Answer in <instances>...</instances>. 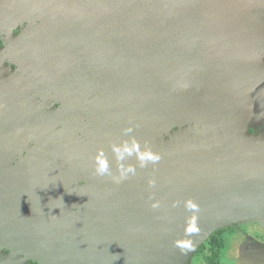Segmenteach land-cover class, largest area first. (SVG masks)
I'll return each mask as SVG.
<instances>
[{"label": "water", "instance_id": "1", "mask_svg": "<svg viewBox=\"0 0 264 264\" xmlns=\"http://www.w3.org/2000/svg\"><path fill=\"white\" fill-rule=\"evenodd\" d=\"M24 22L0 45V149H19L0 164L43 182L27 185L33 217L18 213L26 199L0 201L1 245L40 264H192L214 232L264 228V131H250L264 118V0H0V28ZM7 58L26 89L13 97ZM44 82L56 112L25 102ZM90 82L81 135L74 100ZM6 179L0 197L14 198Z\"/></svg>", "mask_w": 264, "mask_h": 264}, {"label": "flooded vegetation", "instance_id": "2", "mask_svg": "<svg viewBox=\"0 0 264 264\" xmlns=\"http://www.w3.org/2000/svg\"><path fill=\"white\" fill-rule=\"evenodd\" d=\"M9 9L16 7V5H8ZM21 8V7H20ZM18 16V15H17ZM32 21L34 22V19H32ZM36 27H40L42 20H37L36 21ZM30 22H24L23 24H18L14 27V29L10 32L8 31V29L6 28H0V45L4 46L5 42L8 39H11L13 41H16L15 38L19 37L21 35H23L29 26ZM24 52L22 53V55L25 57L26 55H23ZM5 65L8 66V68L4 71L3 76H5L7 78L9 87H8V94H10V97H13L15 95L16 92L20 91V92H25V85L24 83H22V81H19L20 78H15L19 75H22V72L19 68L18 62L14 59V58H7V60L5 61ZM15 76V77H14ZM264 83V82H263ZM40 87L42 88L41 91H37L35 88H33L30 92V98L28 100H26L25 102H33L34 105L36 104H51L53 106L54 112L58 111L59 109H61L62 107V103L61 101H59V99L57 98V94L56 91L53 90L52 86H50L48 83H40L39 84ZM93 85L97 86V83L95 84H86V89L84 92V97L80 100H74L75 102V106L79 105V110H76L77 112H80L82 107L86 106L85 111H82L79 115V118L83 120H85V122H88L87 125H83V123H79L80 124V129L79 133L82 135L84 132H86L88 130L87 127L90 126L89 121L91 120V112H88V108L87 106H90L93 104V91H94V87ZM264 86V84H263ZM108 85L107 83L101 84V101H103V98L106 94ZM264 99V98H263ZM262 99V101H263ZM98 100H95V102H97ZM13 102V101H12ZM23 102V99L14 101V103L21 105ZM36 103V104H35ZM258 104H256L257 106ZM264 102L261 103V109L262 112L264 114V110H263V106ZM48 110V111H47ZM46 111L49 113L50 109H46ZM90 111V110H89ZM73 117V116H72ZM53 118V130H56V126L55 124L58 122V120L60 119V115L59 114H55L52 115ZM82 122V121H81ZM75 124V121L73 122ZM261 125V128H259V130L257 129V126ZM62 126H58L57 130H59ZM91 128H93L92 126H90ZM78 130H74L75 134L77 135ZM250 131L254 132H260V131H264V118L262 119V122L257 124L255 123L254 125H252V127L250 128ZM88 140H86L84 143H87ZM19 149H0V153H4V154H9L12 153V151H16ZM74 151V150H73ZM26 153V152H24ZM21 155V154H20ZM15 166V164H0V171L1 170H5V171H10V173L15 174L16 176V181L19 182V184L21 186H19V189L17 190V194L15 196H13L14 198H12L11 196H1L0 197V201L2 202H10L11 199H14L15 201H22L23 199L28 200L26 202V204L24 206H26L27 211L29 210V212H24L23 211L25 209H21L20 211H18L19 215H25L26 217H33L35 215V205L32 203L33 199H36L34 197L35 193L37 191H39V188L37 190L34 189L33 186H35V183H40L43 182L42 180H35L31 179L32 175H30V173H25L27 171H25V169L23 168L21 173H19V171H13V167ZM86 169L83 170L82 168V164H80L79 168L80 170L74 169L73 171V184L76 182V180L79 178V176L82 177H86L88 170L90 165L89 164H84L83 165ZM25 167H27L25 165ZM74 168V165H73ZM58 172H55L53 170L48 171V174L51 176H55ZM43 174H45L47 177L48 175L45 173V171L43 172ZM21 177V178H19ZM39 178H41V176H39ZM7 181H11L9 179L3 180V182L0 184V190L5 189L7 191H9L10 189V183H7ZM57 181V180H55ZM8 186H6V185ZM27 185H33V186H27ZM80 185H85V182H80ZM26 187V188H25ZM10 199V200H9ZM39 199V198H38ZM32 206L33 209L31 208ZM18 208V206H17ZM2 209H6L5 206L2 207ZM23 210V211H22ZM250 225V227H248ZM225 232L223 233L225 239H226V246L227 245V236L225 235ZM228 233H231L232 236H236V240H235V251L238 252V256H234L235 258V263L236 264H247L248 262V258L250 259L251 263L250 264H264V257H263V253L264 250L262 247H258L256 246V244H253L252 241L255 242H259L261 244L264 245V228L262 226H260L258 223H248L245 225H236L234 227L229 228ZM228 235V234H227ZM229 247V246H228ZM226 248V247H225ZM231 248V247H230ZM252 248V249H251ZM14 248L8 247L6 245H1L0 244V264H40V262L38 260H35L37 258L34 257L35 254L28 252V251H24L21 250L22 252L19 253H15L13 252ZM17 250V249H16ZM262 252V253H261ZM254 253H259L257 255L261 256L262 258H259L256 254ZM253 255H255L256 257H254ZM245 256V259H244Z\"/></svg>", "mask_w": 264, "mask_h": 264}, {"label": "trees", "instance_id": "3", "mask_svg": "<svg viewBox=\"0 0 264 264\" xmlns=\"http://www.w3.org/2000/svg\"><path fill=\"white\" fill-rule=\"evenodd\" d=\"M224 232L225 229L214 232L210 238L198 248L195 257H203L205 264H223L221 258L226 247V239L223 235Z\"/></svg>", "mask_w": 264, "mask_h": 264}, {"label": "rangeland", "instance_id": "4", "mask_svg": "<svg viewBox=\"0 0 264 264\" xmlns=\"http://www.w3.org/2000/svg\"><path fill=\"white\" fill-rule=\"evenodd\" d=\"M31 29L36 30V28H33V27ZM37 29H38V27H37ZM257 124H259V123H257ZM259 128H261V125H258L257 126V129L258 130H259ZM89 154L90 153H88L85 158L88 159V160H90V161H92L93 156H90ZM10 204L11 205L9 207H7V208H9V209H17L16 207L13 206V203H10ZM246 224H248V223H246ZM237 225H241V224H237ZM234 226H236V225H232L230 227L225 228V230H226L225 235L227 236V245L229 247L226 246V248L223 251L222 258H221V261H222L223 264H236L235 261H234L235 260L234 256H238V252H236L235 251V248H234L236 236L235 235L232 236L231 233H228L229 228L234 227ZM248 227H250V225ZM193 259L194 260H193L192 264H205V260H204L203 257H199V258L198 257L197 258L195 257ZM244 259H245V256H244ZM247 262H248L247 264H250L251 263V261H250L249 258H248V261Z\"/></svg>", "mask_w": 264, "mask_h": 264}, {"label": "bare ground", "instance_id": "5", "mask_svg": "<svg viewBox=\"0 0 264 264\" xmlns=\"http://www.w3.org/2000/svg\"><path fill=\"white\" fill-rule=\"evenodd\" d=\"M263 84H264V83H263ZM262 102H264V99H263V101L261 100V103H262ZM263 106H264V105H263ZM263 110H264V107H263Z\"/></svg>", "mask_w": 264, "mask_h": 264}]
</instances>
